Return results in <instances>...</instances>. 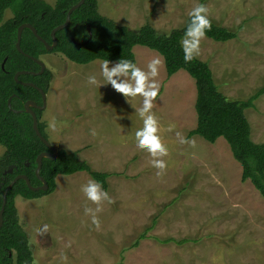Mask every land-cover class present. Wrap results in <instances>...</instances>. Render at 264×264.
I'll return each mask as SVG.
<instances>
[{
    "label": "rangeland",
    "instance_id": "374dc122",
    "mask_svg": "<svg viewBox=\"0 0 264 264\" xmlns=\"http://www.w3.org/2000/svg\"><path fill=\"white\" fill-rule=\"evenodd\" d=\"M98 3L99 11L117 24L138 29L149 23L164 33L181 28L193 7L206 5L210 19L237 32L225 42L205 36L200 43L197 57L208 62L219 90L229 99H247L264 86V0ZM12 16L8 9L3 20ZM133 51L136 64L145 69L152 58L163 60L152 109L169 149L161 157L167 164L162 171L134 143V131L142 126L135 111L142 97H125L103 84L100 59L78 64L57 52L40 57L51 72L40 117L47 140L58 149L77 151L94 171L108 172L103 189L112 202L101 203L99 227L93 225L84 208L96 205L80 191L82 184L95 180L86 171L59 174L55 191L42 197L17 196L19 221L35 263L264 264V197L250 180L242 179V165L224 137L211 143L188 136L197 124L195 79L183 69L168 76L156 50L137 45ZM92 74L99 81L96 86L87 83ZM110 95L114 99L105 102ZM245 112L252 139L264 142V94ZM53 117L56 131L48 128ZM181 137L194 140V145L180 143ZM4 151L0 144V156ZM43 224L48 230L39 233ZM168 238L190 240L162 242Z\"/></svg>",
    "mask_w": 264,
    "mask_h": 264
},
{
    "label": "trees",
    "instance_id": "16d2710c",
    "mask_svg": "<svg viewBox=\"0 0 264 264\" xmlns=\"http://www.w3.org/2000/svg\"><path fill=\"white\" fill-rule=\"evenodd\" d=\"M79 1L56 0L53 5L46 0H0V144L5 148L0 156V210L4 191L17 175H26L33 187L43 185L36 175L38 156L45 151L53 153L36 134L33 117L24 108L28 100L42 103L40 91L15 79V74L19 71L36 72L41 69L38 63L17 49L18 28L23 23H30L44 40L52 44V30L66 21L69 9ZM98 2L99 0H85L74 10L69 25L57 31L58 44L54 48L48 50L46 44L29 28L23 31L21 48L35 58L57 52L79 64L97 59L116 62L128 59L137 63L133 51L135 46L142 45L156 50L163 56L168 76L183 69L195 79L197 124L188 132V136L199 135L211 143L224 137L234 158L242 165V179L250 180L264 197V142L252 139L251 124L245 112L246 109L255 107L256 99L264 94V86L247 99H229L215 83L208 62L197 56L192 61L185 62L180 40L189 17L181 28H175L169 33L159 32L149 23L138 29H131L103 15L99 11ZM8 9L13 16L4 21ZM210 21L211 29L206 31L205 36L220 42L237 37V32L212 19ZM88 27L92 37L82 43L90 36ZM19 80L33 82L47 91L51 72L46 68L39 75L21 74ZM33 110L38 117L39 129L47 138L46 125L40 119L42 110L35 107ZM11 165H14L13 172L6 173ZM82 171L88 172L104 189L107 188V178L110 176L108 172L94 171L86 160L79 157L77 151L65 149H60L56 158L43 159L40 174L47 183L46 189L33 190L24 179L13 185L7 194L4 222L0 227V264H36L28 235L19 221L16 197L34 199L50 194L56 189L59 174L70 175ZM144 236L142 234L141 238ZM186 240L190 239L168 238L162 242L184 243Z\"/></svg>",
    "mask_w": 264,
    "mask_h": 264
},
{
    "label": "clouds",
    "instance_id": "9594fccd",
    "mask_svg": "<svg viewBox=\"0 0 264 264\" xmlns=\"http://www.w3.org/2000/svg\"><path fill=\"white\" fill-rule=\"evenodd\" d=\"M188 17V24L180 40L185 62H190L199 55L201 40L205 37L206 31L211 29V21L208 18L206 5L199 4L193 7L188 12ZM162 64L163 60L159 57L149 60L146 69L128 59H119L114 63L109 60H102L99 64L103 84H110L125 97H142L141 106L135 109L142 121V126L134 131V143L138 149L147 152L153 157L151 160L152 166L161 171L167 167L165 160L161 159V157L167 156L169 149L162 142V137L159 134V120L152 109L153 101L160 92V83L156 78L159 75V69ZM87 83L93 86L98 85L97 76L95 74L89 75ZM48 128L56 131L57 123L54 117L48 121ZM177 135L179 136L180 134L177 133ZM180 143L194 145L195 141L185 140L181 137ZM161 171H158L157 175H160ZM80 191L87 201L96 205L95 209L86 206L84 212L86 215L91 216V223L99 227L100 221L96 213L101 210L100 205L103 201L112 202L109 193L103 189L100 182L93 179H89L85 184H82ZM48 227L47 224H43L38 229V232L44 233L48 230Z\"/></svg>",
    "mask_w": 264,
    "mask_h": 264
},
{
    "label": "water",
    "instance_id": "95a60500",
    "mask_svg": "<svg viewBox=\"0 0 264 264\" xmlns=\"http://www.w3.org/2000/svg\"><path fill=\"white\" fill-rule=\"evenodd\" d=\"M85 0H80L78 3H76L75 5H73L68 13H67V19L64 23L58 25L57 27H55L53 30H52V38H53V42L52 44L48 43L46 40H44L39 34H38V31L37 29L30 23H23L22 25L19 26L18 28V37H17V49L23 53L24 55L28 56L29 58L33 59L36 63H38L40 66H41V69L40 71H36V72H33V71H19L15 74V79L17 82L19 83H22L24 85H27V86H31V87H34L36 89H38L42 95V103L41 104H37L35 101H32V100H28L25 102L24 104V108H25V111L31 113L32 117H33V128L36 132V134L40 137V139L53 151V153H50V152H42L41 154H39L38 156V165H37V168H36V175L37 177L42 181L43 185L42 186H39V187H33L31 185V181L30 179L24 175V174H19L17 175L13 181L6 187L5 191H4V194H3V204H2V207H1V210H0V227L3 225V222H4V211H5V206H6V202H7V194L9 192V190L13 187V185L20 179H24L27 183V185L33 189V190H38V189H46L47 188V183L45 181V179L41 176L40 174V170L42 168V163H43V159L44 157H47V158H56L58 156V153H59V150L54 147L48 140L46 137H44L39 129V125H38V117L35 113V111L33 110V108H38L40 110L44 109L45 106H46V92L41 88V87H38L35 83L33 82H23V81H20L19 80V76L21 74H34V75H37V74H42L46 68L45 66V63L39 59V58H35L34 56H31L29 54H26L23 49L21 48V40H22V34H23V31L25 28H29L33 31V33L35 34V36L42 40L45 44H46V47L48 50L54 48L55 46H57L58 44V39H57V36H56V33L58 30H61L65 27H67L71 21V14L74 12L75 9H77L78 7H80L83 3H84ZM89 29V33H90V36L89 38L82 42V43H86L88 40H90V38L92 37V33H91V30H90V27H88ZM11 100H12V97L9 99V106H11ZM13 169H14V165H11L5 172H13Z\"/></svg>",
    "mask_w": 264,
    "mask_h": 264
},
{
    "label": "crops",
    "instance_id": "0c3cea01",
    "mask_svg": "<svg viewBox=\"0 0 264 264\" xmlns=\"http://www.w3.org/2000/svg\"><path fill=\"white\" fill-rule=\"evenodd\" d=\"M73 62V61H72ZM76 63V62H75ZM79 64V63H78ZM92 68L94 69V66H92ZM108 94H111V93H108ZM114 99V97H113V95H110V97L109 98H107V99H105V102L106 101H108V102H111V100H113ZM54 147H56V146H54ZM58 149V148H57ZM58 150H60V149H58ZM66 150V149H65Z\"/></svg>",
    "mask_w": 264,
    "mask_h": 264
},
{
    "label": "flooded vegetation",
    "instance_id": "af4514ba",
    "mask_svg": "<svg viewBox=\"0 0 264 264\" xmlns=\"http://www.w3.org/2000/svg\"><path fill=\"white\" fill-rule=\"evenodd\" d=\"M40 59V58H39ZM46 69V68H45ZM38 72V71H37ZM37 75H39V74H37ZM38 86V85H37ZM39 87V86H38ZM38 90V89H37ZM39 91V90H38ZM37 104H39V103H37ZM38 109V108H37Z\"/></svg>",
    "mask_w": 264,
    "mask_h": 264
}]
</instances>
